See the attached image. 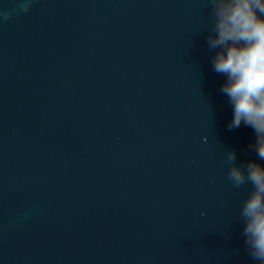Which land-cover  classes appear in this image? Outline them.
Returning a JSON list of instances; mask_svg holds the SVG:
<instances>
[{"label":"water","instance_id":"water-1","mask_svg":"<svg viewBox=\"0 0 264 264\" xmlns=\"http://www.w3.org/2000/svg\"><path fill=\"white\" fill-rule=\"evenodd\" d=\"M212 23L208 0H0V264H253L224 157L264 160Z\"/></svg>","mask_w":264,"mask_h":264},{"label":"clouds","instance_id":"clouds-1","mask_svg":"<svg viewBox=\"0 0 264 264\" xmlns=\"http://www.w3.org/2000/svg\"><path fill=\"white\" fill-rule=\"evenodd\" d=\"M208 3L213 23L206 42L215 50L211 64L226 77L220 91L233 106L228 128L250 126L256 134L252 148L264 160V0ZM22 7L27 11V3ZM236 160L234 150L226 151V180L237 190L251 186L239 210L242 236L253 264H264V167L255 161L237 165Z\"/></svg>","mask_w":264,"mask_h":264}]
</instances>
